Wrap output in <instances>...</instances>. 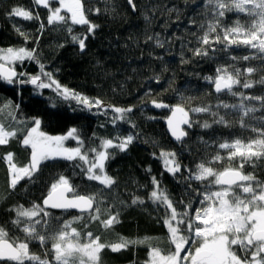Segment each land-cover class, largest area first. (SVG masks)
Returning a JSON list of instances; mask_svg holds the SVG:
<instances>
[{
    "label": "trees",
    "instance_id": "obj_1",
    "mask_svg": "<svg viewBox=\"0 0 264 264\" xmlns=\"http://www.w3.org/2000/svg\"><path fill=\"white\" fill-rule=\"evenodd\" d=\"M83 3L90 21L99 25L95 35L88 36L83 52L78 43L72 41V35L82 38L87 34V26H71V34L68 32L69 24L49 26L48 10L35 5L33 0H0V48H35L45 70L51 72L60 85L91 100L99 99L103 106L88 110L75 100L62 99L52 89L39 90L37 94L38 90L31 84L9 85L5 82H0V105L8 101L13 106L19 104L17 118L25 123L33 117L40 118L41 130L50 135L65 134L70 128H77L84 141V150L98 147L102 139L115 141L117 137L132 135L134 140L124 152L109 150L114 159L107 162L106 171L116 182L110 189L88 180L84 170L75 167V164L82 162L56 160L46 162L34 180L21 181L13 191L8 186L7 166L0 159V226H4L11 236L22 239L23 233L11 223L15 213L10 209L20 204L25 207L33 203L42 205L50 184L62 174L79 194L96 197L101 208V219H106L110 212L119 213V223L110 229H105L100 221H89L85 213L80 221L73 224L82 236L91 231L100 236L104 243L119 242L121 238L146 241L143 244H129L126 249L116 253L106 248L101 254L102 264H145L150 247H158L165 253L173 249L163 224L165 209L149 199L153 190L152 177H156L161 187L167 190L178 211H183L185 205L191 202L194 207L190 211L194 214L195 206L199 205L196 192L189 189V181L185 179L189 174L188 169L194 171L197 164L212 161V157L217 154L222 156V160L213 161L211 165L217 170L229 166L239 167V159L229 161L228 152L219 149L218 144L238 138L245 141L255 138L256 133L251 131V127L259 126L257 120L245 118L250 126L241 128L239 116L229 114L226 118L232 126L225 127L213 124L210 113H190L193 127L185 126L188 135L181 143L171 138L166 131L165 121L169 110L155 109L151 101L157 99L169 105L182 102L186 110L211 106L213 111L221 101L239 103L238 97L226 93L218 97L213 86L203 77L214 76L218 66L235 64L244 68L258 66L259 62L233 61L232 56L249 54L250 50L243 47H233L228 52L209 49L207 57L193 56L189 49L199 46L197 36L203 34L199 26L207 24L210 19L205 0H133L135 9L127 0H83ZM14 6L38 13L40 19L26 21L9 16ZM236 18V13H228L224 22L231 25ZM240 18L242 22L247 21L242 14ZM192 20L196 23L191 24ZM41 22L45 25L43 31L40 30ZM17 28L28 34L27 41L16 31ZM149 36L153 39L148 40ZM157 39L163 47L157 46ZM214 47L221 49L223 46ZM182 57L188 63H182ZM14 67L18 73L26 72L29 75H36L40 71L34 61H25L22 65L17 63ZM261 75L264 72H257L252 79H259ZM156 76L160 77L159 83L155 80ZM149 90L150 94L146 95ZM237 90L246 94H264L260 86L251 90L238 87ZM109 106L132 107L133 111L128 114L126 121L113 124L116 114ZM220 112L223 114L225 110L221 109ZM254 115L258 118L264 112ZM205 121L212 127L202 128ZM4 123L8 125L10 121L5 120ZM22 138L23 134H18L7 145L0 146V157L11 152L18 165L28 163L30 148L21 145ZM75 144L69 140L66 146ZM162 150L176 153V159L182 165L181 172L172 175L165 170L160 158ZM243 171L264 181V160L258 161L255 167L246 164ZM191 184L196 189L202 187L200 182L191 181ZM134 196L145 203L133 205ZM108 205H112L111 209ZM48 211L52 215V229H47L49 232L58 228L64 220L81 215L51 209ZM47 248L51 249V242ZM30 251L44 257L45 249L39 241L30 243Z\"/></svg>",
    "mask_w": 264,
    "mask_h": 264
},
{
    "label": "snow or ice",
    "instance_id": "obj_2",
    "mask_svg": "<svg viewBox=\"0 0 264 264\" xmlns=\"http://www.w3.org/2000/svg\"><path fill=\"white\" fill-rule=\"evenodd\" d=\"M135 9L133 0H127ZM37 6L48 10L47 25L55 26L69 24L71 26H87V34L82 38L72 35V41L78 43L83 52L89 35L94 36L99 25L93 24L88 15L83 0H33ZM52 4H58L52 7ZM205 7L209 11L210 19L207 24H201V36H197L198 47L189 49L194 57H207L209 49L212 51L228 52L229 49L246 48L250 52L243 57L232 56L233 61L243 60L258 61V66L237 67L235 64L218 66L214 76H205L218 94H229L239 98V103L229 104L221 101L211 106L193 107L185 109L183 103L169 105L161 100L153 99L151 104L158 109H168L170 115L166 123L171 136L177 142H183L188 135L182 126L193 127L190 113H210L213 124L231 127L226 118L229 114L238 115L241 128H249L245 118L255 119L259 126H252L251 131L256 137L247 141L235 139L218 144L219 149L228 152V160L239 159V167H226L217 170L212 162H219L222 156L217 154L212 161L201 162L195 170L188 169V187L196 192L198 205L194 214L190 211L194 205L189 202L183 211H178L167 190L163 189L156 177H152L153 190L149 194L152 203L165 209L163 224L167 228L168 240L173 249L163 252L158 247H150L148 259L145 264H264V181L258 180L252 173L243 171L246 164L256 166L258 161L264 160V115L255 117L256 112H264V94H253L238 91L237 88L251 90L260 86L264 89V75L259 79H252L257 72H264V0H205ZM99 11V10H97ZM228 13H236L237 18L231 25L226 24ZM9 16L20 17L26 21L39 20L40 17L31 10L22 6H14L8 13ZM240 14L247 18L242 22ZM148 20V17H145ZM195 24L194 20L190 21ZM45 25L40 23V30ZM16 31L28 39V34ZM196 35V33H192ZM153 37L149 36L148 40ZM179 39V38H178ZM158 47L164 45L157 39ZM215 45H222L217 49ZM63 47V45H60ZM25 61H34L39 65V73L29 75L26 72H17L14 65L23 64ZM182 63H188L182 57ZM24 77H27L26 79ZM157 83L160 77L156 76ZM0 82L9 85L14 83L31 84L36 90L52 89L57 96L64 100H75L84 108L100 109L102 101L91 100L88 97L60 85L51 72L45 70V65L40 62L37 50L26 47L0 48ZM149 90L146 95L150 94ZM182 95V94H181ZM255 102V103H251ZM257 104L259 105L257 107ZM55 107V105H52ZM20 105L13 106L11 101L0 105V146L7 145L11 139L23 134L21 145L29 149L30 158L23 166L14 162V154L9 152L0 159L6 164L9 174V188L15 190L18 184L27 179L32 181L40 172L41 167L49 161L65 160L69 162L80 161L75 164L84 170L86 178L96 181L99 185L110 189L116 183L107 171V162L114 159L110 149L127 150L134 137H117L102 139L98 147L84 150V141L77 128H70L63 135H49L41 130L42 120L38 117L31 118L25 123L17 118ZM111 107L116 115L113 124L117 121H126L132 107ZM225 112L221 114L220 110ZM5 120L10 121L8 125ZM15 124L16 127H12ZM24 125V127H20ZM202 128L208 129L212 124L205 121ZM73 140L75 147H67L65 142ZM205 143H207L205 141ZM91 153V156L89 155ZM160 158L164 162L165 170L175 175L182 170V165L176 159V153L162 150ZM86 166V167H85ZM150 171V169H149ZM191 181L200 182L202 187L193 188ZM145 201L134 196L132 204H144ZM183 203V201H181ZM112 205H108L111 209ZM48 209H72L81 213L80 216L64 220L60 226L51 232L52 215ZM10 211L15 213L12 225L23 233V238L13 237L4 226H0V264H102L103 250L110 249L116 253L126 249L129 244H143L145 240L129 241L123 238L119 242L104 243L101 237L88 231L86 235L73 226L87 213L89 221H100L105 229L112 228L119 223V213H109L106 219H101V208L94 195L79 194L76 188L64 175L50 184L43 204L33 203L30 207L15 205ZM59 220V218H56ZM87 224H85V228ZM39 241L45 249L44 257L30 251V243ZM51 242V249L47 244ZM50 256V258H49Z\"/></svg>",
    "mask_w": 264,
    "mask_h": 264
},
{
    "label": "water",
    "instance_id": "obj_3",
    "mask_svg": "<svg viewBox=\"0 0 264 264\" xmlns=\"http://www.w3.org/2000/svg\"><path fill=\"white\" fill-rule=\"evenodd\" d=\"M130 5V4H129ZM131 7H132V5H130ZM133 8V7H132ZM153 107V106H152ZM153 108H155V107H153ZM155 109H158V108H155ZM170 115V111L168 112V116ZM167 116V117H168ZM166 120H167V118H166ZM165 125H166V131H167V133L169 134V136L171 137V138H173L172 136H171V133L169 132V130H168V127H167V123H166V121H165ZM183 128H185V126H182ZM174 139V138H173ZM51 210H58V211H63V212H74V213H79L77 210H75V209H72V210H69V211H64V210H61V209H51Z\"/></svg>",
    "mask_w": 264,
    "mask_h": 264
},
{
    "label": "rangeland",
    "instance_id": "obj_4",
    "mask_svg": "<svg viewBox=\"0 0 264 264\" xmlns=\"http://www.w3.org/2000/svg\"><path fill=\"white\" fill-rule=\"evenodd\" d=\"M51 6H52V7H56V6H58V4H52ZM42 7H43V6H42ZM48 14H49V13H48ZM65 134H66V133H65ZM49 135H50V134H49ZM59 135H63V134H59ZM67 142H68V141H66L65 144H67ZM74 142H75V141H74ZM75 143H76V142H75ZM75 146H76V144H75V145H72V146H69V147H75ZM67 147H68V146H67Z\"/></svg>",
    "mask_w": 264,
    "mask_h": 264
}]
</instances>
